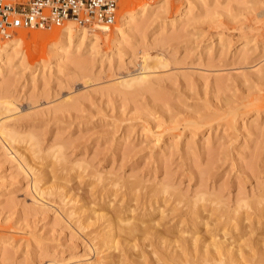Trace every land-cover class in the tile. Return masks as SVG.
Returning a JSON list of instances; mask_svg holds the SVG:
<instances>
[{
    "label": "rangeland",
    "instance_id": "obj_1",
    "mask_svg": "<svg viewBox=\"0 0 264 264\" xmlns=\"http://www.w3.org/2000/svg\"><path fill=\"white\" fill-rule=\"evenodd\" d=\"M144 2L146 16L125 38L119 20L94 24L63 51V28L21 30L39 34L0 67V126L17 137L0 132V264L107 253L128 264L125 254L152 249V233L129 251L103 244L105 227L128 209L136 220L147 214L142 228L157 220L190 237L181 231L199 200L216 209L204 212L201 235H229L223 208L263 190L264 0H124L120 16ZM141 70L148 80L124 84ZM37 187L39 204L30 199Z\"/></svg>",
    "mask_w": 264,
    "mask_h": 264
},
{
    "label": "bare ground",
    "instance_id": "obj_2",
    "mask_svg": "<svg viewBox=\"0 0 264 264\" xmlns=\"http://www.w3.org/2000/svg\"><path fill=\"white\" fill-rule=\"evenodd\" d=\"M123 2L124 0L121 2L120 12ZM127 2H130V0H125V3ZM149 7L150 2L149 5H147V2L140 5L135 3L134 6L125 9L121 13V16L119 12L120 19L118 18V20L121 21V25H117L115 28L116 37L125 38L128 36L134 28L133 24L139 18L146 16ZM190 11L189 6V9L186 12L190 13ZM74 25L77 26L75 23L69 22L62 27L63 29L55 28L52 30L41 31H54L62 29L63 34L61 36L60 46L64 51L66 47H70L75 34L80 44L84 43L88 37L89 27L77 26L80 29H75ZM106 26L107 25L104 24H96L94 28L103 29ZM29 32H32L35 35L39 34L38 31H20L18 37H13L6 41H0V67L4 66V62H11L12 55L10 51H15L20 45L21 40H25ZM94 37L97 38L98 35L94 34ZM96 43L97 41H95L94 44L92 43L91 47H96ZM142 67H144V65ZM144 69L148 70L149 66L146 65ZM142 71L143 70H141V72ZM38 75H40V72L35 77ZM148 78L149 73L144 71L132 77L129 81L123 79V82L124 84H129V82L132 83L133 81L144 82L148 80ZM0 132L6 136L9 143L13 144V142L17 140L16 135L8 131L5 123H1ZM31 140L33 141V147L37 148L38 144L36 140L32 138ZM10 152L11 151L9 150V153ZM36 189H39V192L32 194L30 199L33 203L39 204L40 201L38 199V195H41L43 190L39 187ZM162 192L164 194L171 193V187L168 185L164 186ZM198 201L195 202V209L190 212V218L193 220L190 224L192 226L189 225L190 228L181 231V234L187 233L190 237H183L182 235L178 237L172 236L169 229L158 228L159 222L157 220H154V223H149L147 228H142L141 225L146 223L145 219L147 214L141 217V221L136 220L133 213L134 210L128 209L127 212H129L128 214H130V216L124 218L119 215L116 220L110 221L105 227L106 231L104 233V237L106 236V238H102L103 244L108 246L107 250L118 248L121 244H123L125 249L129 251L138 247V243H132V241L138 239L140 240L141 237L143 240V236L141 234L152 233V236L144 237L145 239L149 238L150 245L147 246H152V249L147 250L142 248L139 249L138 252L125 254L124 257H127L128 264H264V235H261L264 233L260 234L259 231V235L257 236V229L264 225V188L254 200H247L244 198L233 209L229 207L223 208V213H228L226 218L230 222L229 235L227 233L220 235L215 229H211L209 235H201V231L199 230L200 225L203 224L206 227L210 225L207 221L208 216H205L204 212H215L216 209L207 204H201L198 206ZM174 209H176V207H174ZM246 221H249V223H246ZM87 222L88 219H85L82 225L86 226ZM151 227H156V232H151ZM189 230L191 231L189 232ZM225 230H228V228L225 227ZM115 231H117V235ZM255 234L257 237H254ZM109 236L113 238L110 240L108 239ZM115 236H119V238L117 239ZM104 245L101 246L103 247ZM142 246L144 247L143 244ZM133 255L137 256L134 257ZM152 255H156L157 257L154 258ZM113 262V255L111 253H107L103 257H100L97 261L93 262L88 259L79 264H112ZM50 264L59 263L57 261H52Z\"/></svg>",
    "mask_w": 264,
    "mask_h": 264
},
{
    "label": "built area",
    "instance_id": "obj_3",
    "mask_svg": "<svg viewBox=\"0 0 264 264\" xmlns=\"http://www.w3.org/2000/svg\"><path fill=\"white\" fill-rule=\"evenodd\" d=\"M122 0H0V41L21 30H52L73 22L79 27L113 26Z\"/></svg>",
    "mask_w": 264,
    "mask_h": 264
}]
</instances>
